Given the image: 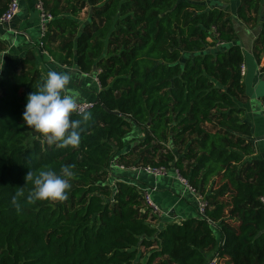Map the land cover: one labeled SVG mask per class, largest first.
I'll list each match as a JSON object with an SVG mask.
<instances>
[{
  "label": "trees",
  "instance_id": "obj_1",
  "mask_svg": "<svg viewBox=\"0 0 264 264\" xmlns=\"http://www.w3.org/2000/svg\"><path fill=\"white\" fill-rule=\"evenodd\" d=\"M9 0H0V16ZM262 0H239L258 26ZM53 19L41 40L55 64L97 74L78 149L49 147L22 119L46 79L27 53L0 79V264H264V158L241 120L243 54L230 15L208 0H43ZM88 10L80 23L77 16ZM74 115L73 119H79ZM133 130L141 136L130 138ZM124 167L176 169L205 195L206 219L153 227L137 186L111 181ZM75 165L69 198L19 214L12 197L29 170ZM217 180V183H216ZM32 188L24 187L25 194ZM226 198H228L226 200ZM143 251H148L145 259Z\"/></svg>",
  "mask_w": 264,
  "mask_h": 264
},
{
  "label": "crops",
  "instance_id": "obj_2",
  "mask_svg": "<svg viewBox=\"0 0 264 264\" xmlns=\"http://www.w3.org/2000/svg\"><path fill=\"white\" fill-rule=\"evenodd\" d=\"M19 11L8 27L0 25V58L3 59V70L0 71V79L12 68L18 65L27 53L34 54L37 61V69L46 79L47 72L54 70L61 73H71L72 82L69 87L79 95V101H95L99 91L98 84L94 81V72L88 74L81 73L74 65L60 66L55 62L43 61L36 49L35 43L38 41V15L34 9L36 0H17ZM208 4L217 6L229 13L236 40L232 44H238L243 54V85L244 79L250 81L253 91H258L264 86V53L260 56L259 62L252 54V45L258 31V26L251 27L238 21L235 10L239 0H208ZM261 14H264V0L261 3ZM17 32V34H14ZM29 41H26L24 37ZM264 93V90H263ZM254 97H244L238 106L243 109L241 120L247 122L251 128V140L256 145V157L264 158V120L262 119V102L264 94ZM110 173L111 181H123L137 186L140 190L146 191L151 202L161 212L160 218L150 224L153 227H161L165 223H179L189 218H197L194 206L193 194L176 177L173 167L167 170L165 176L155 177L140 170H132L129 167L124 170L112 168Z\"/></svg>",
  "mask_w": 264,
  "mask_h": 264
},
{
  "label": "clouds",
  "instance_id": "obj_3",
  "mask_svg": "<svg viewBox=\"0 0 264 264\" xmlns=\"http://www.w3.org/2000/svg\"><path fill=\"white\" fill-rule=\"evenodd\" d=\"M3 63L0 58V71ZM72 79L71 73L49 70L44 83L27 97L22 116L24 124L39 134L38 138L49 147L78 149L84 126L91 119V113L81 108L78 93L69 87ZM74 115L80 118L73 119ZM74 168V164L65 165L59 174L48 166L36 172L29 170L24 177V186L19 187L12 197L17 213L22 212L24 206L37 202L53 206L66 202L71 181L76 178ZM27 183H31L32 188L25 194Z\"/></svg>",
  "mask_w": 264,
  "mask_h": 264
},
{
  "label": "built area",
  "instance_id": "obj_4",
  "mask_svg": "<svg viewBox=\"0 0 264 264\" xmlns=\"http://www.w3.org/2000/svg\"><path fill=\"white\" fill-rule=\"evenodd\" d=\"M34 9L37 12L38 15V41L35 43L34 48L36 49L39 57H42L43 61L47 62H53L52 59L48 56V54L42 49L43 43L42 39L45 36V33L47 31V25L50 21H52L53 17L52 15L46 11L43 5V0H36L34 4ZM19 11V4L17 0H9L7 4L6 11L0 16V25H5L8 27L9 23L14 19L16 14ZM14 34H17V32H14ZM26 41H29V39L25 36L24 37ZM101 72L100 69H96L94 72V81L98 84V78L97 74ZM241 76H244V67H241ZM100 87V86H99ZM81 108L84 111H89L93 108L95 102L94 101H79ZM262 119L264 120V101L262 102ZM112 168H118L120 170H124L125 167L120 165L116 159L112 160L110 165V170ZM132 170H140L148 175H152L155 177L165 176L167 174V168L164 167H151V166H138V167H131ZM174 173L176 177L179 179V181L193 194L194 199V206L197 213V216L202 219H206L205 217V210L207 208V202L205 200V195L200 194L198 191H196L194 188H192L185 179H182L176 169H174ZM143 193V201L145 206L149 209L150 214L154 217L160 218L161 212H159V209L151 202L149 195L146 193V191H142ZM260 201L262 204H264V197L260 198ZM207 222H209L206 219ZM207 264H218L217 257L213 256L210 259H208Z\"/></svg>",
  "mask_w": 264,
  "mask_h": 264
},
{
  "label": "rangeland",
  "instance_id": "obj_5",
  "mask_svg": "<svg viewBox=\"0 0 264 264\" xmlns=\"http://www.w3.org/2000/svg\"><path fill=\"white\" fill-rule=\"evenodd\" d=\"M87 17H88V10L87 9H84L78 16H77V20H79V22L80 23H82V22H84L86 19H87ZM244 92H245V96L246 97H250V98H253L254 97V95H253V92H255L256 93V95L257 96H261L262 95V93H263V90H264V86H262V88H259L258 89V91H253V89H252V85H251V83H250V81H246L245 82V79H244ZM264 94V93H263ZM130 138H135V137H139V136H141L140 135V133L138 132V131H136V130H133L132 132H131V134H130ZM263 141V143H264V140H262ZM255 148H256V145H255ZM256 150H257V148H256ZM261 158V157H260ZM116 159V158H115ZM117 160V159H116ZM125 168H127V167H125ZM129 168H131V167H129ZM216 183H217V180H216ZM228 198H226V200H227ZM150 250H148V251H143L142 250V253H143V255H142V257L145 259V257L147 256V253L149 252Z\"/></svg>",
  "mask_w": 264,
  "mask_h": 264
}]
</instances>
